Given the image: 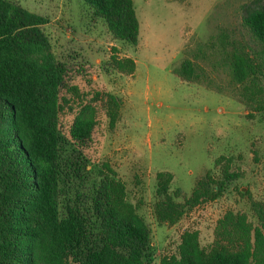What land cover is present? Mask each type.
Segmentation results:
<instances>
[{"label": "trees", "instance_id": "trees-1", "mask_svg": "<svg viewBox=\"0 0 264 264\" xmlns=\"http://www.w3.org/2000/svg\"><path fill=\"white\" fill-rule=\"evenodd\" d=\"M92 19L115 39L139 42L133 0H83ZM237 33L217 26L207 40L184 51L172 72L238 100L247 116L264 119V0L244 3ZM214 17V16H213ZM49 19L19 0H0V264H154L152 228L127 196L108 161L91 150L101 120L114 128L123 101L91 85L83 65L72 68L46 28ZM110 68L133 76L136 61L112 54ZM232 159L220 156L181 203L174 176L156 174L155 215L176 224L184 214L223 196L240 178ZM256 222L230 210L217 222L214 240L198 230L181 235L176 254L159 264H264V200L250 197Z\"/></svg>", "mask_w": 264, "mask_h": 264}, {"label": "rangeland", "instance_id": "rangeland-1", "mask_svg": "<svg viewBox=\"0 0 264 264\" xmlns=\"http://www.w3.org/2000/svg\"><path fill=\"white\" fill-rule=\"evenodd\" d=\"M19 1L49 19L46 28L61 57L72 68L83 65L92 74L91 85L83 77L76 80L84 91L106 90L122 99L115 127L104 119L99 123L91 154L118 172L128 199L151 225L154 264L177 253L186 230H198L201 244L208 247L218 220L230 210L256 222L250 197L264 200L262 115L250 118L238 100L172 72L184 51L206 41L215 27L238 33L240 7L253 0H133L140 23L136 46L115 39L104 21L90 17L83 0ZM112 54L133 58L135 74L110 68ZM220 156L232 159L240 178L223 196L200 203L176 224H160L154 209L156 174H173L171 189L181 190L176 201L183 203L207 171L220 177L215 168Z\"/></svg>", "mask_w": 264, "mask_h": 264}]
</instances>
